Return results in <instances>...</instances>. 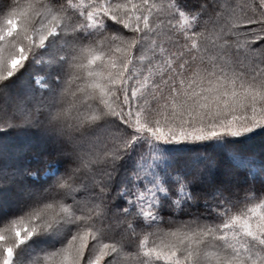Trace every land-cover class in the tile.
Wrapping results in <instances>:
<instances>
[{
  "label": "snow or ice",
  "instance_id": "obj_1",
  "mask_svg": "<svg viewBox=\"0 0 264 264\" xmlns=\"http://www.w3.org/2000/svg\"><path fill=\"white\" fill-rule=\"evenodd\" d=\"M261 137L264 0H0V264H264Z\"/></svg>",
  "mask_w": 264,
  "mask_h": 264
},
{
  "label": "trees",
  "instance_id": "obj_2",
  "mask_svg": "<svg viewBox=\"0 0 264 264\" xmlns=\"http://www.w3.org/2000/svg\"><path fill=\"white\" fill-rule=\"evenodd\" d=\"M26 71L28 75L25 76L24 79L30 80L31 75L35 74L37 71H39V69L30 66ZM2 146L8 150H24L29 156L38 150L36 146H32L29 148L24 145L20 141L18 134L14 131H10L5 136H3ZM238 147L246 155H254L257 158H264V137L257 138L253 141H248L244 144L239 145ZM208 163H214L217 174L223 178L236 179L240 181L243 180V174H237L233 170L232 163L220 153H213ZM33 167L38 168L39 166L33 165Z\"/></svg>",
  "mask_w": 264,
  "mask_h": 264
}]
</instances>
